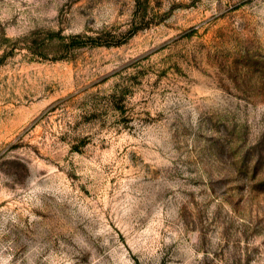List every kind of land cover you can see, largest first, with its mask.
Instances as JSON below:
<instances>
[{
  "label": "rangeland",
  "instance_id": "obj_1",
  "mask_svg": "<svg viewBox=\"0 0 264 264\" xmlns=\"http://www.w3.org/2000/svg\"><path fill=\"white\" fill-rule=\"evenodd\" d=\"M0 264H264V0H0Z\"/></svg>",
  "mask_w": 264,
  "mask_h": 264
},
{
  "label": "trees",
  "instance_id": "obj_2",
  "mask_svg": "<svg viewBox=\"0 0 264 264\" xmlns=\"http://www.w3.org/2000/svg\"><path fill=\"white\" fill-rule=\"evenodd\" d=\"M74 39V38H73ZM96 45H94V46H101V45H97L98 43H95ZM80 46V45H79ZM78 46V47H79ZM30 49V48H29ZM37 50V49H36ZM36 52V54H40V53H38V51H35ZM42 52V51H41Z\"/></svg>",
  "mask_w": 264,
  "mask_h": 264
}]
</instances>
